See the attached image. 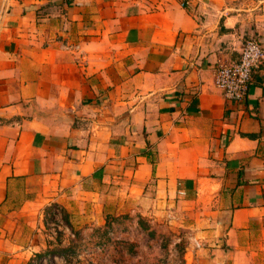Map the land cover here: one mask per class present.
<instances>
[{
  "label": "crops",
  "instance_id": "obj_1",
  "mask_svg": "<svg viewBox=\"0 0 264 264\" xmlns=\"http://www.w3.org/2000/svg\"><path fill=\"white\" fill-rule=\"evenodd\" d=\"M250 36L264 0H0V264H34L51 207L264 264V63L240 102L213 77Z\"/></svg>",
  "mask_w": 264,
  "mask_h": 264
},
{
  "label": "rangeland",
  "instance_id": "obj_2",
  "mask_svg": "<svg viewBox=\"0 0 264 264\" xmlns=\"http://www.w3.org/2000/svg\"><path fill=\"white\" fill-rule=\"evenodd\" d=\"M69 214L51 207L44 215L46 249L34 264H185L187 235L168 223L146 230L138 217L106 216L100 209L91 218ZM257 253L264 257V238Z\"/></svg>",
  "mask_w": 264,
  "mask_h": 264
},
{
  "label": "built area",
  "instance_id": "obj_3",
  "mask_svg": "<svg viewBox=\"0 0 264 264\" xmlns=\"http://www.w3.org/2000/svg\"><path fill=\"white\" fill-rule=\"evenodd\" d=\"M263 63L264 46L257 37L250 36L243 42L238 62L214 68V84L226 99L240 102L247 94L252 74Z\"/></svg>",
  "mask_w": 264,
  "mask_h": 264
}]
</instances>
